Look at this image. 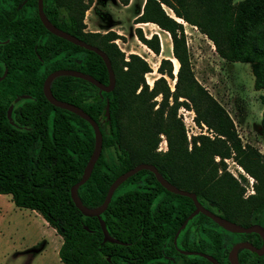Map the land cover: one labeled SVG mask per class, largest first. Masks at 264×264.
I'll return each instance as SVG.
<instances>
[{
  "label": "trees",
  "instance_id": "obj_1",
  "mask_svg": "<svg viewBox=\"0 0 264 264\" xmlns=\"http://www.w3.org/2000/svg\"><path fill=\"white\" fill-rule=\"evenodd\" d=\"M91 2L44 0L48 18L106 51L115 73L110 91L72 75H58L50 85L54 96L82 107L102 132L101 153L88 179L78 187L83 203L100 204L117 175L146 161L154 163L170 182L194 191L216 213L231 220L250 217L240 219L243 225L260 221L264 154L241 142L225 107L196 79L183 21L206 34L222 57L252 61L254 85L264 88V0H144L137 21L155 22L171 37L172 53L179 62L173 90L165 79V74L174 76L170 58H160L157 70L162 75L149 88L144 78L149 63L135 52L125 59L114 41L119 33L86 30L84 16ZM135 32L153 52H160L156 32L149 37L140 27ZM62 67L85 71L108 83L102 57L49 31L39 17L37 0H0V76L6 70L0 79V192L10 193L17 206L38 211L61 235L58 255L64 264L165 263L163 253L175 251L174 234L195 207L192 198L166 189L152 171L140 169L118 185L100 214L108 232L126 243L103 240L98 217L83 214L70 195L93 150V127L75 112L52 104L43 93L46 75ZM260 100L264 128V93ZM184 104H190L195 122L205 124L212 134L200 132L191 136V142L187 139L176 114ZM160 133L166 136L164 151L156 149ZM229 157L256 179L255 192L246 198L238 180L225 170ZM190 229L194 230L192 240ZM223 231L227 230L199 212L180 230L176 244L209 253L220 264H231L228 251L235 241L262 243L257 232H230L235 238L226 241ZM193 257L195 264H213L198 253ZM238 259L243 264H264V253L242 248Z\"/></svg>",
  "mask_w": 264,
  "mask_h": 264
},
{
  "label": "rangeland",
  "instance_id": "obj_2",
  "mask_svg": "<svg viewBox=\"0 0 264 264\" xmlns=\"http://www.w3.org/2000/svg\"><path fill=\"white\" fill-rule=\"evenodd\" d=\"M125 2L126 0H92L85 11L86 30L106 32L112 29L119 33L120 36L114 41L124 51L125 59H128L129 53L135 52L149 63L150 71L144 74L149 88L152 87L154 80L162 75L157 70L160 58H171L174 76L165 74V79L173 90L179 62L172 53L170 34L155 22L137 21L136 17L139 15L137 13L143 7L142 0H132L131 4ZM162 6L166 12L173 14L169 6L166 4ZM175 18L183 21L177 16ZM183 24L189 60L196 79L225 107L233 119L241 142L264 154V128L261 124L263 104L260 100L264 88H256L254 85L252 61L228 60L222 57L216 51L211 39L197 26L186 21H183ZM137 27H140L145 36L157 33L160 41L158 54L139 39L135 32ZM156 97L159 101L161 95ZM172 101V97H169V104ZM176 114L184 124L189 141L192 135L200 132L212 134L205 124L198 125L195 122V112L190 104L180 105ZM164 139L166 140L165 134L160 133L157 150L167 149L163 143ZM225 163V170L229 171L243 188V197L246 198L254 193L256 179L245 171L236 159L225 158ZM221 170L222 168L219 172ZM240 173L245 178H242ZM258 213L259 220L264 222V206ZM249 218L248 216L233 217V221L240 223L241 220L249 221ZM223 235L226 241L235 238V235L228 231H223ZM61 241V235L43 221L38 211L17 206L10 193L0 192V264H64L58 255Z\"/></svg>",
  "mask_w": 264,
  "mask_h": 264
},
{
  "label": "water",
  "instance_id": "obj_3",
  "mask_svg": "<svg viewBox=\"0 0 264 264\" xmlns=\"http://www.w3.org/2000/svg\"><path fill=\"white\" fill-rule=\"evenodd\" d=\"M37 10H38V14H39V17H40L42 23L44 24V26L49 31H51L52 33H54L58 36H61V37L65 38V39H67V40H69L75 44H78V45H80L86 49L95 51L96 53H98L102 57L105 65L107 67L108 83H104V82L100 81L99 79L94 77L92 74L87 73L85 71H82L79 69H74V68H64V67L57 68V69L50 71L46 75V77L44 78V81H43V93H44L45 97L52 104L75 112L76 114H78L81 117H83L84 119H86L93 127V131H94L93 150H92V152H91V154H90V156H89V158H88V160H87V162L83 168V172H82L80 178L71 185L70 195H71V198H72L73 202L75 203V205L80 209V211L83 214L89 215V216L96 215L98 217V219L100 221L101 229L103 232V240L104 241H111V242H118V243H122V244L126 243L125 241L116 238L115 236L111 235L108 232L106 225H105V222L101 218L100 214L108 206L113 192L115 191V189L118 187V185L120 183H122L125 179H127L129 176H131L132 174H134L138 170L148 169L154 173L156 179L166 189H168L172 192H175V193L187 195V196L191 197L193 202H194V205H195L194 209L187 215L186 218H184L182 223L177 228V230L174 234V242H175V239H176L177 235L179 234L180 230L183 227H185L188 220L191 217H193L195 214L202 212L203 214L210 217L213 221H215L218 225H220L225 230H228L231 232H257L261 236L262 243L260 246H256L248 240H239V241L234 242L228 251V259H229L231 264H243L238 259V252L242 248H247V249L257 253L258 255L263 254L264 253V226L261 223L253 222L249 225H243L242 223L233 221L231 219L224 217L221 214L216 213L215 211H213L209 207L205 206L198 199V197L194 191L178 187L174 183L170 182L160 172V170L156 167V165L154 163H151V162L140 161V162L136 163L135 165H133L132 167L128 168L127 170L123 171L119 175H117L113 179V181L110 183V185L108 186V189L106 191L104 199L100 204L93 206V207H89L83 203V201L80 198L79 193H78V187L88 179V177L90 176L91 171L93 169V166H94L97 158L99 157V155L101 153V150H102V132H101V129H100L98 122L89 113H87L82 107H80L79 105H77L75 103H72V102H69L66 100H62V99H58L56 96H54V94L52 93L50 85H51V81L58 75H72V76L84 78V79L92 82L93 84L98 86V88L100 90L110 91L113 89V87L115 85V73H114V69L112 67L110 57L108 56L106 51H104L98 45L90 43V42L76 36L75 34H72L69 31H66V30L60 28L59 26H57L55 23H53L48 18V16L46 15V13L44 11V0H37ZM5 73H6V70L0 76V79L5 75ZM105 114L107 117H109L108 103L106 104V107H105ZM183 251L185 252V250H183ZM190 252H192V251H190ZM193 252H196V253L208 258L210 261H212L213 264H220L218 262V260L209 253L201 252V251H197V250H195Z\"/></svg>",
  "mask_w": 264,
  "mask_h": 264
},
{
  "label": "flooded vegetation",
  "instance_id": "obj_4",
  "mask_svg": "<svg viewBox=\"0 0 264 264\" xmlns=\"http://www.w3.org/2000/svg\"><path fill=\"white\" fill-rule=\"evenodd\" d=\"M256 222L261 223L264 226V223L259 222V221H256ZM189 232H190L189 239L190 240L194 239V230L190 229ZM230 232L231 231H229V233ZM174 244H175V248H174L175 251H173V253H170V252H164L163 253L162 259L165 262L163 264H195V258L193 257V255H196V252H193V251H195V249L183 248V247L177 245L176 239H175ZM183 250H185V252ZM190 251H192V252H190ZM249 264H255V262L250 261Z\"/></svg>",
  "mask_w": 264,
  "mask_h": 264
},
{
  "label": "crops",
  "instance_id": "obj_5",
  "mask_svg": "<svg viewBox=\"0 0 264 264\" xmlns=\"http://www.w3.org/2000/svg\"><path fill=\"white\" fill-rule=\"evenodd\" d=\"M131 2H132V0H128V2H125L126 4H131ZM143 3H144V0H142V3H141V5H143ZM141 5H140V7H141ZM142 11V10H141ZM141 11H139L137 14H140V12ZM136 14V15H137ZM178 18V17H177ZM166 31V30H165ZM147 37H149V36H147ZM177 60V59H176ZM177 72V71H176ZM41 217H42V219H43V221L45 222V223H47V221L45 220V218H43V216L41 215Z\"/></svg>",
  "mask_w": 264,
  "mask_h": 264
},
{
  "label": "built area",
  "instance_id": "obj_6",
  "mask_svg": "<svg viewBox=\"0 0 264 264\" xmlns=\"http://www.w3.org/2000/svg\"><path fill=\"white\" fill-rule=\"evenodd\" d=\"M163 143H164V146H165V148L167 147V141L164 139L163 140ZM161 148V147H160ZM252 182V181H251Z\"/></svg>",
  "mask_w": 264,
  "mask_h": 264
},
{
  "label": "bare ground",
  "instance_id": "obj_7",
  "mask_svg": "<svg viewBox=\"0 0 264 264\" xmlns=\"http://www.w3.org/2000/svg\"><path fill=\"white\" fill-rule=\"evenodd\" d=\"M172 60V59H171ZM173 61V60H172ZM177 69H178V67H177ZM177 71V70H176Z\"/></svg>",
  "mask_w": 264,
  "mask_h": 264
}]
</instances>
